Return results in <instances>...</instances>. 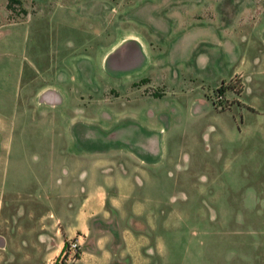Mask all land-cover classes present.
I'll list each match as a JSON object with an SVG mask.
<instances>
[{"label": "rangeland", "instance_id": "obj_1", "mask_svg": "<svg viewBox=\"0 0 264 264\" xmlns=\"http://www.w3.org/2000/svg\"><path fill=\"white\" fill-rule=\"evenodd\" d=\"M132 34L150 59L111 70ZM3 145L0 178L46 215L75 160L129 175L149 264H264V0H0Z\"/></svg>", "mask_w": 264, "mask_h": 264}, {"label": "crops", "instance_id": "obj_2", "mask_svg": "<svg viewBox=\"0 0 264 264\" xmlns=\"http://www.w3.org/2000/svg\"><path fill=\"white\" fill-rule=\"evenodd\" d=\"M127 41L136 42L139 45L138 50L133 51L131 57L124 59L125 51L129 47L121 49L123 54L114 58L109 67L111 70L119 71L126 66V63H131L134 59L136 62L144 59L146 63L150 59L146 43L138 35L127 36L114 47L119 49ZM21 66L20 62L17 81L22 79ZM48 92L51 91H45L41 96L45 97ZM46 100L61 101L62 99L59 93L57 95L53 92L46 96ZM6 102L4 100V108ZM10 149V146H0V173L4 174L5 160L8 159ZM135 152L132 149L130 154L134 153L140 158ZM143 161L142 158L141 163L145 162ZM80 165V162L75 160L70 168L68 166L66 168L71 179L77 178V180L73 189L69 191V194L73 196L72 201L67 204V209H63L61 214L56 211L58 208L55 209V216L61 217L60 226H58L60 229L55 232L49 218L54 214L46 215L40 208L43 205L41 203L51 200L48 193L30 196L35 197V204L34 207L33 204L27 207L28 198L21 195L19 190L11 193L6 187V177L0 178V264H52V260L61 253L66 240L72 237L80 239V254L72 264L150 263L152 255L148 253V250L153 248L149 244L145 246L140 243L138 232L140 223L145 226L139 218L147 210L144 208V211H139L136 209V204H130L134 198L130 176L128 175V178L124 176L126 173L116 177L107 175L101 181L96 179L97 176H101L100 163L93 164L92 168L98 172L82 170L76 174V166ZM88 183L91 186L90 189L86 187ZM114 184L122 192L121 198L115 193ZM124 185L127 186L124 187ZM75 186L81 187V190L75 189ZM6 193L10 194L7 196ZM76 194L77 199L74 198ZM55 198L58 199V197ZM53 207L56 208V206ZM27 217L32 220L30 224L27 223ZM53 232L54 235H52Z\"/></svg>", "mask_w": 264, "mask_h": 264}, {"label": "built area", "instance_id": "obj_3", "mask_svg": "<svg viewBox=\"0 0 264 264\" xmlns=\"http://www.w3.org/2000/svg\"><path fill=\"white\" fill-rule=\"evenodd\" d=\"M80 254V239L79 237H72L66 240L64 247L55 259L52 260V264H72L74 263Z\"/></svg>", "mask_w": 264, "mask_h": 264}, {"label": "trees", "instance_id": "obj_4", "mask_svg": "<svg viewBox=\"0 0 264 264\" xmlns=\"http://www.w3.org/2000/svg\"><path fill=\"white\" fill-rule=\"evenodd\" d=\"M14 2L19 3L20 0H8V7H10L11 4L14 3Z\"/></svg>", "mask_w": 264, "mask_h": 264}]
</instances>
